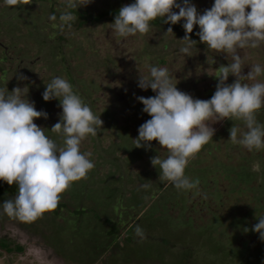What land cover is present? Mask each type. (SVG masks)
<instances>
[{
    "label": "rangeland",
    "instance_id": "rangeland-1",
    "mask_svg": "<svg viewBox=\"0 0 264 264\" xmlns=\"http://www.w3.org/2000/svg\"><path fill=\"white\" fill-rule=\"evenodd\" d=\"M134 2L92 0L76 12L99 13ZM66 3L67 0H29V4L10 7L0 0V41L9 48L5 60H0V88L7 87L10 92L13 87H26L30 93V82L38 94L31 102L37 111L48 114L47 119L38 118L34 123L63 147V134L50 131L62 113L59 100L53 99L55 106L46 110L42 93L55 77L71 83L74 92L103 121L98 134L88 135L80 145L82 153H91L89 159L95 167L86 179L73 182L61 194L59 210L46 211L32 223L10 218L3 212L2 203L13 199L18 190L0 194V264H256L253 256L258 250L264 256V242L248 237L250 242L239 240L238 253L229 250L225 246L228 243L218 236L220 227L211 221H218L219 212L209 211L199 193L210 188L209 191L218 192L215 194L220 199L224 194L227 199L233 197V169L242 154L238 152L239 145L225 142L219 164L195 162L199 153L190 159L185 175L199 178V192L178 190L162 178L159 166L154 167L151 158L165 159L170 153L157 141H151L148 150L135 147L139 126L151 118L142 111L143 104L137 97L155 95L150 88L138 87L139 75L148 77L153 66L167 68L172 82H178V90L194 99L208 100L218 83V67L230 64L231 54L216 52L202 42L184 54L180 51L186 46L183 37L174 31L150 28L147 34L121 37L113 28L114 20L107 18L60 31L59 16L71 11ZM190 3L203 14L214 0ZM50 15H56L57 20H49ZM180 22L184 24L183 20ZM194 30H199V26H194ZM240 55L245 64L242 74L246 75L255 64L264 68V42L256 48L241 49ZM28 57L35 58L34 64ZM20 74H25L27 84L17 78ZM234 79L229 75L226 83ZM256 82L264 83V74L245 81ZM30 98L28 94L29 101ZM256 119L264 125V108L258 110ZM232 126L246 130L242 119L230 117L219 122L215 138L224 134L222 129L229 132ZM218 141L221 143L224 138L219 137ZM195 165L202 167L201 172ZM254 165V177L263 180L264 168L257 171V163ZM245 166L251 167L248 162ZM175 189L177 193L168 195ZM225 189L227 192H222ZM137 225L143 229V237L137 236ZM232 229L226 227L234 232ZM245 253L249 254L243 257Z\"/></svg>",
    "mask_w": 264,
    "mask_h": 264
},
{
    "label": "clouds",
    "instance_id": "clouds-1",
    "mask_svg": "<svg viewBox=\"0 0 264 264\" xmlns=\"http://www.w3.org/2000/svg\"><path fill=\"white\" fill-rule=\"evenodd\" d=\"M4 2L10 7L29 4V0ZM91 2L67 0L66 8L76 11ZM158 17L168 24L184 21L185 35L181 40L186 46L180 49L182 53H189L196 45L197 41L189 34L194 26H199L196 35L200 42L216 52L231 54L232 62L219 67L218 83L208 100L194 99L178 90V82H172L173 76L167 68L153 66L148 77L139 75L137 81L140 89L150 88L155 95L137 97L143 104L142 111L151 118L139 126L135 147L148 150L150 142L157 141L170 153L165 159L151 158V164L159 166L162 178L178 190L199 192V178H189L185 169L190 159L212 140L215 129L210 124L230 117L242 119L246 130L232 126L231 142L249 151L264 150V125L256 119V113L264 106V83H245L264 74V68L255 64L246 75L242 74L245 64L240 55L241 49L256 48L264 42V0H214L203 14L198 13L190 0L179 3L177 0H135L119 9L112 25L121 37L147 34L150 21ZM49 20H57L56 15H50ZM59 20L58 27L63 31L65 27H72L77 16L65 11ZM167 32L172 33V28ZM229 75L235 77L230 84L226 83ZM17 78L27 79L22 74ZM27 93L26 87H14L10 92L7 87L0 88V180L18 186L16 196L2 203L3 212L10 218L32 223L46 211L55 210L61 194L73 182L86 179L95 167L89 159L91 153H82L80 145L88 135L98 134L103 121L74 92L71 83L61 77L53 78L42 98L46 102L53 99L60 102V119L50 130L63 134L64 146L60 147L45 135L43 127L34 123L38 118L47 119L48 114L37 111L34 102L27 99ZM258 220L251 230L264 240V217ZM135 232L137 236L144 235L138 225Z\"/></svg>",
    "mask_w": 264,
    "mask_h": 264
},
{
    "label": "trees",
    "instance_id": "trees-1",
    "mask_svg": "<svg viewBox=\"0 0 264 264\" xmlns=\"http://www.w3.org/2000/svg\"><path fill=\"white\" fill-rule=\"evenodd\" d=\"M119 9L120 8H111V9H106L102 12L93 13V14H89V13H86L84 11L76 12L74 9H70L71 12H73V14H75L77 16V20L73 23L72 26L75 28H79V27L83 26V24H86V23L94 24V23L99 22L102 18H106V17L114 20L115 16L118 14ZM169 27H171L172 31L176 32V34L178 36L184 37L185 31L183 28V23L180 21L176 24H168V23H164V20L162 18H159V17L153 21H150V28L159 29L162 31H167V29ZM198 31L199 30H196V31L194 30L192 33L189 34V36L192 40L197 41L196 45L192 46L194 48L200 47L199 37L196 35V33ZM31 46H33V43ZM8 49H9L8 46L5 43H2L0 41V52H1L0 60H5L6 55H8ZM28 58L31 59L32 57H28ZM31 61L34 64L35 58H32ZM22 75H25V74H22ZM67 75H68V73H67ZM21 82H23L25 84L28 83L27 80H21ZM28 85H30V89H29L30 93L28 92L27 96L29 94V98L31 97L30 101H34L32 99V97L36 98V96H38V94H36L37 90L35 88H33L34 86L32 87L30 82L28 83ZM9 89H11V88H9ZM208 91H210V90H208ZM77 93H78V91H77ZM210 98L211 97H209V99ZM56 104H57V102H56ZM44 105H46V107L48 106L46 110H48V108L52 109V107L55 106V102H53L52 100L47 101V102L45 101ZM58 105H59V102H58ZM261 108H264V106H262ZM48 122L51 123L52 119L49 120ZM219 122L220 121H218L212 125L210 124L211 127L215 128V133L212 137V140H210L207 144H205L203 146V148L201 149V151L203 150V154L200 153L201 151L199 152L198 155L196 154L197 157L194 160L195 162H199V163H203L205 165H208L211 163H218L219 164L220 163L219 161L222 160L221 154H222L223 149H225V146L227 145L225 142L229 141L228 143H230L231 140L228 137L230 134L227 131V129H225V128L222 129V131H225L224 132L225 136H224V134H221V136H219L221 138H224V141L221 142L222 144L218 141L219 137H218V139L215 138L218 135L217 134V132H218L217 131V129H218L217 125H219ZM221 128H222V126H221ZM211 150L214 151L215 153L210 154ZM204 151H205V153H204ZM238 152H241L242 154L240 156L241 158H239V159H241L240 162L238 164H236L237 165V167H235L236 169L235 168L233 169V172L236 176L235 177V185L236 186L234 187L233 190L230 191V192L234 193L235 196L233 195V197H235V199H233V197H230L229 199H227V194H224L220 199V197L216 195V194H218V192L217 191L212 192V190L209 191L210 188L206 191V193L202 192V191L199 192L203 196L202 199L204 202V206L210 208L209 211L211 210L214 213L219 212L218 214H216V216L218 217V221L216 222V220L214 218L211 221L214 222L218 227H220V231H219L218 236L220 237V239L222 238L221 241L227 242L228 244H226L225 246H227V248L229 250H232V251L234 250V252H236V253H238L240 250L239 249V245H240L239 240L250 242V238H248V237H254L257 240L260 239V242L261 241L264 242V240H262L260 238L259 233L253 232L251 230L253 225H255L256 223L259 222L258 219L261 217H264V181H263L264 179L263 180L256 179L254 177L256 175V172L252 170V164L254 165V163H257V165L259 166L258 169L264 168V150H258L257 153H253L252 151L249 152L243 146L239 145V151ZM218 154L220 155V157H218L216 159ZM205 157H207V159ZM247 162H248V165L251 166L250 168H248V167L246 168L245 164H247ZM260 165H262V166L260 167ZM189 166H190V164H189ZM195 167H197L198 172L199 171L201 172L202 167L198 168L197 165H195ZM193 169H195V168H193ZM252 172H254V173H252ZM246 178L248 180H246ZM223 183L225 185L224 187L226 188L227 180L225 179L224 176H223ZM211 188H213L212 185H211ZM199 189H200V187H199ZM17 190H18V186L15 183L13 185H8L4 181L0 180V192H1L0 194L7 193V192H14ZM193 190H196V189H193ZM193 190H190L189 192H191ZM222 192H227V189L223 190ZM170 193H171V195L175 194V193H177V190L175 192H169L168 195H170ZM212 194H213V198L211 199ZM215 196L218 197L217 201L215 199ZM58 207L56 209H58ZM200 207H202V206L200 205ZM217 209H219V210L217 211ZM212 215L213 214H211V216ZM231 220H232V223L230 224ZM226 227L227 228L228 227L233 228L232 230L234 232H231L230 230H226ZM246 229H247V231H246ZM245 243H244V245H245ZM244 245H243V248H244ZM253 246L257 248V245H253ZM15 249H17V248H15ZM246 254L247 253H245V255L242 254V256L243 257L248 256L249 253L247 255ZM258 255H259V257L257 258ZM253 257H254V259L256 258L255 259L257 261L256 264L264 263V256L262 257L260 255L259 250H258L256 256H253ZM260 257H262V258L260 259ZM248 258H250V257H248Z\"/></svg>",
    "mask_w": 264,
    "mask_h": 264
},
{
    "label": "flooded vegetation",
    "instance_id": "flooded-vegetation-1",
    "mask_svg": "<svg viewBox=\"0 0 264 264\" xmlns=\"http://www.w3.org/2000/svg\"><path fill=\"white\" fill-rule=\"evenodd\" d=\"M250 11V9H246V11ZM107 18V17H106ZM107 19H109L110 20V18H107ZM87 24V23H86ZM84 25V24H83ZM80 28V27H79ZM220 67V66H219ZM219 67H218V71H219ZM220 72V71H219ZM57 210H59V209H56L55 211H57Z\"/></svg>",
    "mask_w": 264,
    "mask_h": 264
}]
</instances>
